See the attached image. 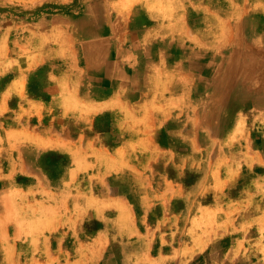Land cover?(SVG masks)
<instances>
[{
	"label": "crops",
	"instance_id": "1",
	"mask_svg": "<svg viewBox=\"0 0 264 264\" xmlns=\"http://www.w3.org/2000/svg\"><path fill=\"white\" fill-rule=\"evenodd\" d=\"M202 1L12 0L10 3L8 0H0L2 12L12 6L15 12L13 16L0 12V72L3 70L0 73V110L32 113L30 118H21L19 122H27L31 135L26 141L35 143L38 154L36 158L53 152L59 154L61 161L67 162V166H62L66 181L59 183L60 185L54 184L45 168L28 161L22 138L17 145L19 151L12 155L14 170L0 169V182L7 180L9 176L15 177L10 183L3 182L5 185L0 188V196L12 195L9 203L11 206L20 208V195L28 193L30 197L26 202L29 206L45 208L41 211L43 214H37L36 211L31 217L34 223L44 226V229L42 226L39 230L36 229L31 238L49 240L51 244L52 239L59 235L64 237L68 231L61 230L62 226L58 224L70 220L77 225L84 224V208L88 201L99 206L102 202L112 204V214H108L109 210L105 213L109 216L108 220L116 221L117 217L119 221L126 219L134 235L139 230L136 224L138 222L143 225L151 220L159 223L176 216L175 212L169 211L171 204L175 202V195H170L174 189L166 190L165 184L159 180L167 174L175 173L166 166L165 160L168 157L172 160L179 158L173 145L174 137L180 136V124L177 122H181L184 116L197 126L198 111L207 110L204 117L211 119V122H199L206 131L211 132L212 138L215 127L213 122H222L221 118L214 121V117L228 108V96L242 95L245 92L238 90L241 78H244L242 58L237 50L229 53V49L235 44H241L243 39H235L234 35L229 34V30L237 31L239 28L229 21V15H264L261 10L255 12L251 9L252 6H248L251 0H233L234 4L230 3L231 0ZM54 3L55 9L52 7ZM180 16H183L182 20ZM214 16L222 19L220 30L225 32L220 37L213 36ZM97 52L101 55L98 56ZM10 63L16 66L6 68L5 65ZM5 68L11 72H6ZM232 80L237 81V85L229 86L232 85ZM229 87H236V90H230ZM201 88H204L203 94L200 92ZM198 96L205 100L203 109ZM211 96L220 97L210 99ZM134 118L144 121L140 123L136 139H133L132 133ZM0 122H4L2 117ZM196 137L197 135L195 139ZM133 143H144V151L136 149L140 152L137 157L144 160V167L139 170L144 184L139 186L141 193L137 198H132L126 192L122 193L121 186L112 183V179L105 183H99V178L88 184L84 182L86 175L102 174L101 169L97 170L96 161L101 156L122 166L126 165L122 171L109 176L132 170ZM262 153L261 149H257L255 157L258 161L264 160ZM67 160H70V165ZM242 169L238 170L234 180H227L222 185L221 196L229 192L232 186L238 187ZM223 174L215 176L217 183H224ZM18 177L29 179L30 182L20 183ZM199 186L200 184L195 183L191 191L198 193ZM216 189L207 188L205 196L216 197L219 194ZM39 193L43 194L38 196ZM133 206L137 207L138 212L135 219ZM215 206L216 203L202 205L207 211H212ZM71 207H80L82 214L78 216ZM155 212L158 214L155 215ZM193 219L198 222L200 215ZM103 230L100 227L98 235ZM4 232L3 236L13 239L14 233L13 237L12 233L11 236L7 235L11 232L10 229L5 232L7 234ZM141 234H147L144 226ZM246 238V235H242L237 240ZM259 238L264 236L254 235L252 240ZM9 246L13 253H20L21 244L10 241ZM180 249L158 248L155 251L154 248L144 247V264H182L183 259L173 255ZM38 250L48 253L52 248L42 247L38 243L32 253L35 254ZM64 250L67 249L64 247ZM204 250L198 254H204ZM3 254L5 251L0 248V258ZM262 255L260 257L264 259V252ZM260 262L254 261L253 264Z\"/></svg>",
	"mask_w": 264,
	"mask_h": 264
},
{
	"label": "rangeland",
	"instance_id": "2",
	"mask_svg": "<svg viewBox=\"0 0 264 264\" xmlns=\"http://www.w3.org/2000/svg\"><path fill=\"white\" fill-rule=\"evenodd\" d=\"M8 1L11 3L12 0ZM251 3L248 5L249 7L253 6L252 10L264 12V0H253ZM52 7L55 9V3L52 4ZM13 9V6L8 7L5 8V12H2L3 9L0 7V12L13 16L15 13ZM39 13L36 15L37 17ZM229 17L232 18L230 22L239 27L237 31L229 30V34L234 35L238 40L248 38L238 45V54L241 55L242 47L250 46L248 43H252L251 46L254 47V50L256 49L255 53L258 50L260 55L264 56V15L237 13L229 15ZM213 22V36L220 37L221 30H216L221 27L220 20L214 16ZM255 53L251 52L254 57ZM246 62L252 61L247 58ZM9 66L16 65L13 63L5 65L6 68ZM6 68V72H11ZM0 73H3V70ZM256 77L259 78V75L254 76V78ZM260 77L264 78V75H260ZM257 78L255 82H260L263 85L264 79ZM248 81L251 83L250 80ZM231 82V87L237 85V81L232 80ZM203 90L204 88H201V94H203ZM233 90H236V87ZM217 97L220 96H211L210 99ZM228 98V108L218 112L214 117V121L221 118L222 122H213L215 127L212 138L211 132L206 131L199 122V118L208 113L207 110L198 111L197 126H195V122H189L184 116L182 122H177L180 124V128H178L180 136L174 137V151L179 158L172 160L167 156L168 158L165 160L166 166H169V169L172 168L171 170L175 173L167 174L161 179L159 176V181L165 184L166 190L174 189L170 192V195H175V202L169 208V211L176 213L172 220L166 218L165 221L159 223L151 220V222H144V225L138 222L136 224L140 233L138 230L137 235H134L126 219L119 221L117 217L116 221L108 220L109 216L107 215L112 214L110 211L112 204L102 202L99 206L88 201L84 208L85 223L77 225L70 220L58 224L62 226L61 230L68 231V233L64 237L56 233L59 237L52 239L50 244L49 240L31 238L36 229L39 230V227L42 226L34 223V219L31 220V217L36 214V211H38L37 214H43L41 211L45 208L29 206L26 202L30 197L28 193L20 195L22 199L20 208L9 204L11 194L0 196V248L5 251V254L0 258L1 264H144V247L154 248L155 251L158 248L180 247V251L173 255L176 258L181 257L182 264H253L254 261L257 263L261 261L260 264H264V259L260 257V254L262 255L264 252V238L252 240L254 235L264 236V160L258 161L255 157L257 149H261L264 155V105L254 106L250 98H247L246 103L240 104V95L234 96L233 94ZM198 101L202 102L201 108L203 109L204 98L198 96ZM141 113L143 114V112ZM30 116H32L30 112L0 110V118L4 119V122H0V169L14 170L15 163H13L12 155L19 151L20 148L17 145L20 143L19 140L24 138L22 145L28 153V161L32 165L45 168L51 181L60 185L59 183L66 181L67 178L62 174L64 171L62 166H67V162L61 161L59 154L53 152L36 158L38 154L35 143L26 141V138L31 135L27 122H19L21 118L26 119ZM15 117L17 118L14 120ZM255 118L257 119L255 120ZM141 122L144 121L134 118L133 139H136V135H138ZM195 135H197L196 139ZM132 148L134 149V159L132 160L134 167L132 170L128 169V173L109 176L114 172L122 171L126 165L122 166L101 156L96 161L97 170L101 169L102 174L100 176L86 175L84 182L88 184L99 178V183H105L112 179V183L121 186L122 193L126 192L132 198H137L141 193L139 186L144 184V179L139 172L144 167V160L137 157V155L140 156V152L137 150L144 151V143H133ZM68 162L70 165V160ZM240 168H243V173L238 187L232 186L229 192L221 196L222 185L226 184L227 180L230 182L234 180ZM220 173H224L222 175L224 183L215 181V176ZM12 178L15 177L9 176L7 180L0 182V188L5 185L2 184L3 182H12ZM18 182L28 184L30 180L18 177ZM195 183L200 184L198 193L191 191ZM211 185L219 192L216 197L212 198L210 195L205 196L206 189L213 188ZM42 194L39 193L38 196ZM202 195L203 197H201ZM196 196L200 198L196 199ZM206 203H216L217 206L212 208V211H207L202 207ZM136 206L132 207L134 219L138 216ZM71 210L78 216L82 214L80 207H74ZM54 211L53 217L55 216ZM107 211L108 214H105ZM167 212L166 210V214ZM157 214L158 212H155V215ZM196 215H200L198 222H194L193 219ZM225 220L229 221L226 223ZM143 226L144 231L147 232L146 235L141 234ZM100 227L104 228V232L102 231L98 235L97 231ZM7 229L11 231L9 234L5 233ZM3 231L8 236H11L12 233V237L14 233L13 239L3 236ZM259 231L260 233H258ZM227 235L228 237H226ZM242 235H246L247 238L237 240V237ZM10 241L21 244L18 255L12 252L13 249L9 246ZM38 243L42 247H51L52 250L48 253L38 250L33 254L32 250ZM64 247L67 250H64ZM203 250L204 254H198Z\"/></svg>",
	"mask_w": 264,
	"mask_h": 264
},
{
	"label": "bare ground",
	"instance_id": "3",
	"mask_svg": "<svg viewBox=\"0 0 264 264\" xmlns=\"http://www.w3.org/2000/svg\"><path fill=\"white\" fill-rule=\"evenodd\" d=\"M177 1H179V0H177ZM190 1V0H189ZM196 1V0H195ZM202 1V0H201ZM232 2H230V3H233V0H231ZM203 2V1H202ZM212 2V1H211ZM215 2H216V0H215ZM223 2V1H222ZM241 2V1H240ZM178 3V2H177ZM198 3V2H197ZM201 3V2H200ZM206 3H207V1H206ZM220 3V2H219ZM218 3V4H219ZM91 4V3H90ZM174 4V3H173ZM180 4V3H179ZM178 4V5H179ZM234 4V3H233ZM248 4V3H247ZM256 4V3H255ZM94 5H96V4H94ZM93 5V6H94ZM98 5V4H97ZM192 5V4H191ZM217 5V4H216ZM260 6H262L261 4H259ZM175 6H177V5H175ZM174 6V9L176 8ZM182 6V5H181ZM196 6V5H195ZM249 6V5H248ZM96 7H98V6H96ZM180 7V6H179ZM207 7H209V6H207ZM243 7V6H242ZM253 7V6H252ZM251 7V8H252ZM254 7H256V6H254ZM89 8V7H88ZM92 7H90L89 9H91ZM183 8V7H182ZM188 8H189V6H188ZM193 8V7H192ZM197 8V7H196ZM101 9V8H100ZM99 9V10H100ZM180 9V8H179ZM178 9V10H179ZM209 9V8H208ZM84 10V9H83ZM110 10V9H109ZM176 10V9H175ZM203 10V9H202ZM212 10H214V9H212ZM251 10V9H250ZM255 10H256V8H255ZM147 11V10H146ZM185 11H186V9H185ZM199 11V10H198ZM209 11V10H208ZM207 11V12H208ZM219 11V10H218ZM217 11V12H218ZM254 11V10H253ZM93 12V11H92ZM109 12V11H108ZM178 12V11H177ZM183 12V11H182ZM193 12V11H192ZM206 12V11H205ZM205 12H204V14H205ZM227 12V11H226ZM248 12V11H247ZM260 12V11H259ZM103 13V12H102ZM118 13V12H117ZM173 13V12H172ZM199 13V12H198ZM210 13V12H209ZM174 14V13H173ZM182 14V13H181ZM180 14V15H181ZM214 14V13H213ZM263 14V13H262ZM20 15V14H19ZM93 15V14H92ZM218 15V14H217ZM93 16H95V15H93ZM96 16H97V14H96ZM101 16V15H100ZM170 16V15H169ZM172 16V15H171ZM199 16V15H198ZM98 17V16H97ZM148 17V16H147ZM178 17V16H177ZM221 17V16H220ZM219 17V18H220ZM239 17V16H238ZM237 17V18H238ZM243 17V16H242ZM92 18V17H91ZM90 18V19H91ZM95 18V17H94ZM146 18V17H145ZM175 18V17H174ZM180 18H181V16H180ZM182 18H183V16H182ZM182 18H181V20H182ZM241 18V17H240ZM147 19V18H146ZM153 19V18H152ZM176 19H178V18H176ZM224 19V18H223ZM232 19V18H231ZM172 20V19H171ZM221 21H222V19H220ZM96 21V20H95ZM107 21V20H106ZM110 21H111V19H110ZM156 21V20H155ZM229 21H230V19H229ZM239 21V20H238ZM237 21V22H238ZM258 21V20H257ZM145 22V21H144ZM177 22V21H176ZM179 22V21H178ZM226 22H228V21H226ZM236 22V21H235ZM264 22V21H263ZM74 23H76V22H74ZM73 23V24H74ZM128 23V22H127ZM214 23V22H213ZM224 23V22H223ZM149 24V23H148ZM152 25H153V23H151ZM190 24V23H189ZM226 24V23H225ZM233 24V23H232ZM256 24V23H255ZM81 25V24H80ZM84 25H85V23H84ZM88 25V24H87ZM86 25V26H87ZM125 25H127V24H125ZM165 25H167V24H165ZM164 25V26H165ZM217 25V24H216ZM219 25H220V23H219ZM221 25H222V23H221ZM220 25V26H221ZM257 25V24H256ZM74 26V25H73ZM105 26V25H104ZM146 26V25H145ZM148 26H150V25H148ZM154 26V25H153ZM195 26V25H194ZM225 26V25H224ZM252 26H253V24H252ZM78 27V26H77ZM94 27V26H93ZM96 27V26H95ZM161 27V26H160ZM159 27V28H160ZM222 27V26H221ZM263 27V26H262ZM73 28V27H72ZM90 28V27H89ZM111 28V27H110ZM158 28V27H157ZM162 28H163V26H162ZM193 28V27H192ZM207 28V27H206ZM211 28V27H210ZM209 28V29H210ZM225 28V27H224ZM242 28V27H241ZM77 29V28H76ZM109 29V28H108ZM122 29V28H121ZM167 29H169L168 27H167ZM194 29V28H193ZM205 29V28H204ZM208 29V28H207ZM233 29V28H232ZM95 30V29H94ZM104 30V29H103ZM165 30H166V28H165ZM212 30H214V29H212ZM220 30V29H219ZM158 31V30H157ZM161 31V30H160ZM224 31V30H223ZM223 31L221 32V33H223ZM76 32V31H75ZM148 32V31H147ZM225 32V31H224ZM170 33V32H169ZM183 33V32H182ZM212 33V32H211ZM221 33H219V34H221ZM261 33V32H260ZM83 34V33H82ZM158 34H159V32H158ZM225 34V33H224ZM86 35V34H85ZM91 35V34H90ZM160 35V34H159ZM179 35V34H178ZM226 35V34H225ZM241 35V34H240ZM264 35V34H263ZM92 36V35H91ZM94 36V35H93ZM172 36V35H171ZM176 36V35H175ZM184 36V35H183ZM247 36V35H246ZM249 36H251V35H249ZM253 36V35H252ZM66 37V36H65ZM186 37V36H185ZM215 37V36H214ZM243 37H244V34H243ZM261 37V36H260ZM108 38V37H107ZM172 38V37H171ZM175 38V37H174ZM183 38V37H182ZM199 38V37H198ZM239 38V37H238ZM108 39H110V38H108ZM237 39V38H236ZM76 40H77V38H76ZM223 40V39H222ZM245 40H248V38L247 37H245L244 39H243V41L242 42H244ZM215 41V40H214ZM220 41V40H219ZM252 41V40H251ZM255 41V40H254ZM200 42H202V41H200ZM221 42V41H220ZM239 42H241V41H239ZM82 43H84L83 41H82ZM100 43H102V42H100ZM197 43H198V41H197ZM205 43V42H204ZM231 43V42H230ZM237 43V42H236ZM245 43H247V42H245ZM173 44V43H172ZM238 44V43H237ZM248 44H250V46H245V47H242L241 49L242 50H240V52H241V60H242V69L244 70V72H243V76H244V78H241V85H240V87L238 88V90H239V92H244V94H242V95H240V99H239V103L240 104H244V103H246V100H247V98H250L251 99V102H253V104H254V106H263L264 105V84L262 85L260 82H255V80H256V78H254V76H257V75H259V78H257V79H259V80H261V79H264L263 77H260V75H264V56H262V55H260V51H256V53H255V50H254V47L253 46H251L252 45V43H248ZM100 45V44H99ZM102 45V44H101ZM109 45V44H108ZM107 45V46H108ZM171 45V44H170ZM174 45V44H173ZM216 45V44H215ZM226 45H227V43H226ZM233 45V44H232ZM245 45V44H244ZM243 45V46H244ZM255 45V44H254ZM98 46V45H97ZM96 46V47H97ZM217 46V45H216ZM223 46H224V44H223ZM223 46H221V47H223ZM230 46V45H229ZM86 47H87V45H86ZM92 47V46H91ZM99 47V46H98ZM102 47V46H101ZM198 47V46H197ZM212 47V46H211ZM241 47V46H240ZM253 47V48H252ZM256 47V46H255ZM76 48H78V47H76ZM102 48H104V47H102ZM205 48V47H204ZM86 49H88V47L86 48ZM94 49V48H93ZM156 49V48H155ZM238 49V46H236V44L230 49V51L231 50H237ZM92 50V49H91ZM97 50V49H96ZM96 50H94L95 52H96ZM99 50V49H98ZM107 51H108V49H106ZM226 50V49H225ZM88 51H89V49H88ZM103 51V50H102ZM218 51V50H217ZM227 51V50H226ZM93 52V51H92ZM251 52H253V53H255L256 55H255V57L253 56L254 54H251ZM106 53V52H105ZM105 53H103V54H105ZM237 53H238V50H237ZM94 54H96V53H94ZM99 53L97 52V55H98ZM171 54V53H170ZM169 54V55H170ZM193 54V53H192ZM264 54V53H263ZM101 55V54H100ZM100 55H98V56H100ZM106 55V54H105ZM177 55V54H176ZM221 55V54H220ZM232 55V54H231ZM86 56V55H85ZM95 56V55H94ZM227 56V55H226ZM229 56V55H228ZM83 57V56H82ZM102 57V56H101ZM173 57V56H172ZM216 57V56H215ZM90 58V57H89ZM247 58H249L252 62H246V60H247ZM84 59V58H83ZM92 60H94V58H91ZM100 59V58H99ZM147 59H148V57H147ZM167 59V58H166ZM224 59V58H223ZM150 60V59H149ZM158 60V59H157ZM221 60V59H220ZM88 61V60H87ZM219 61V60H218ZM235 61V63H237L236 62V60H234ZM95 62V61H94ZM100 62H101V60H100ZM146 62V61H145ZM190 62V61H189ZM226 62V61H225ZM90 63V62H89ZM163 63V62H162ZM165 63H166V61H165ZM191 63V62H190ZM197 63V62H196ZM96 64V63H95ZM171 64H172V62H171ZM178 64H180V63H178ZM184 64V63H183ZM198 64V63H197ZM85 65H87V64H85ZM93 65V64H92ZM226 65V64H225ZM91 66V65H90ZM89 66V67H90ZM223 66V65H222ZM100 67V66H99ZM159 67V66H158ZM97 68V67H96ZM162 68V67H161ZM163 68H165V67H163ZM162 68V69H163ZM170 68V67H169ZM174 68H176V67H174ZM225 68V67H224ZM166 69V68H165ZM180 69H182V68H180ZM223 69V68H222ZM221 69V70H222ZM191 70V69H190ZM206 70V69H205ZM211 70V69H210ZM224 70V69H223ZM239 70H240V67H239ZM238 70V71H239ZM172 71V70H171ZM183 72V71H182ZM194 72V71H193ZM217 72H218V70H217ZM242 71H240V73H241ZM164 73V72H163ZM168 73H170V72H168ZM175 73V72H174ZM180 73V72H179ZM207 73V72H206ZM223 73V72H222ZM240 73H239V75H240ZM195 75V74H194ZM230 75V74H229ZM234 75V74H233ZM171 76H172V72H171ZM170 76V77H171ZM175 76V75H174ZM190 76V75H189ZM178 77V76H177ZM191 77V76H190ZM193 77V76H192ZM209 77V76H208ZM233 77V76H232ZM241 77V76H240ZM156 78H157V76H156ZM169 78V77H168ZM182 78V77H181ZM180 78V79H181ZM225 78V77H224ZM193 79V78H192ZM195 80V79H194ZM207 80V79H206ZM236 80V79H235ZM248 80H250L251 81V83H249V81ZM258 80V81H259ZM163 81V80H162ZM197 81V80H196ZM195 81V82H196ZM201 81V80H200ZM229 81V80H228ZM179 82H181V81H179ZM204 82V81H203ZM161 83V82H160ZM188 83V82H187ZM205 83V82H204ZM167 84V83H166ZM172 84V83H171ZM170 84V85H171ZM208 84V83H207ZM165 85V84H164ZM191 85V84H190ZM196 85V84H195ZM162 86V85H161ZM165 86H167V85H165ZM169 86V85H168ZM167 86V87H168ZM224 86V85H223ZM230 86V85H229ZM171 87V86H170ZM173 88V87H172ZM230 88V87H229ZM186 89H188V88H186ZM186 89H184V90H186ZM233 89V88H232ZM231 89V90H232ZM167 90H168V88H167ZM173 90V89H172ZM169 91V90H168ZM175 91V90H174ZM235 91V90H234ZM233 91V92H234ZM158 92V91H157ZM162 92V91H161ZM165 92H166V90H165ZM191 92V91H190ZM232 92V91H231ZM171 94V93H170ZM185 94V93H184ZM192 94V93H191ZM226 95V94H225ZM236 94H234V96H235ZM162 96V95H161ZM172 96V95H171ZM177 96V95H176ZM165 97V96H164ZM182 97V96H181ZM201 97V96H200ZM156 99H158V98H156ZM159 100V99H158ZM171 100V99H170ZM249 100V99H248ZM228 101V100H227ZM207 102V101H206ZM221 102V101H220ZM222 102H223V100H222ZM222 102H221V105H222ZM180 103V102H179ZM210 103V102H209ZM231 103V102H230ZM170 104V103H169ZM193 104V103H192ZM197 104V103H196ZM212 104H213V102H212ZM165 105H167V104H165ZM168 106V105H167ZM183 106V105H182ZM225 106V105H224ZM245 106V105H244ZM166 107V106H165ZM194 107V106H193ZM162 108H164V107H162ZM239 108V107H238ZM165 109V108H164ZM168 109H169V106H168ZM190 109V108H189ZM182 110V109H181ZM185 111H186V109H184ZM188 110V109H187ZM202 110V109H201ZM219 110H220V108H219ZM242 110V109H241ZM255 110V109H254ZM253 110V111H254ZM163 111H165V110H163ZM180 111V110H179ZM169 112V111H168ZM172 112V111H171ZM216 112H218V111H216ZM229 112V111H228ZM177 113V112H176ZM175 113V114H176ZM181 113V112H180ZM191 113V112H190ZM244 113V112H243ZM185 114V113H184ZM223 114V113H222ZM228 114V113H227ZM242 115V114H241ZM194 116V115H193ZM200 116V115H199ZM257 116V115H256ZM165 117H166V115H165ZM225 117V116H224ZM238 117V116H237ZM246 118V117H245ZM167 119V118H166ZM172 119V118H171ZM188 119V118H187ZM247 119H248V117H247ZM246 119V120H247ZM257 118H255V120H256ZM259 119V118H258ZM177 120V119H176ZM202 121V122H211V119H208L207 117H200L199 118V121ZM213 120V119H212ZM187 121V120H186ZM190 121V120H189ZM176 122V121H175ZM174 122V123H175ZM178 122H180V121H178ZM182 122V121H181ZM201 122V123H202ZM255 122V121H254ZM257 122V121H256ZM188 124V123H187ZM170 131V130H169ZM175 136V135H174ZM173 136V137H174ZM172 139V138H171ZM179 139V138H178ZM177 140V139H176ZM192 142V141H191ZM187 143V142H186ZM174 145V144H173ZM178 145V144H177ZM175 147V146H174Z\"/></svg>",
	"mask_w": 264,
	"mask_h": 264
}]
</instances>
